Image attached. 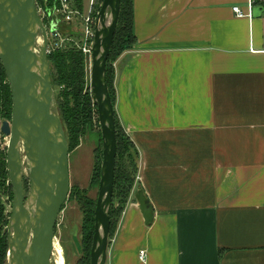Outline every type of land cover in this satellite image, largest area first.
<instances>
[{
    "label": "crops",
    "instance_id": "0c3cea01",
    "mask_svg": "<svg viewBox=\"0 0 264 264\" xmlns=\"http://www.w3.org/2000/svg\"><path fill=\"white\" fill-rule=\"evenodd\" d=\"M247 2L132 0L113 108L138 171L105 264H264V9L235 17Z\"/></svg>",
    "mask_w": 264,
    "mask_h": 264
},
{
    "label": "water",
    "instance_id": "95a60500",
    "mask_svg": "<svg viewBox=\"0 0 264 264\" xmlns=\"http://www.w3.org/2000/svg\"><path fill=\"white\" fill-rule=\"evenodd\" d=\"M120 0H103L91 47L90 94L102 137V163L94 212L90 264H105L116 160L115 110L105 79L118 23ZM56 25H52V31ZM78 37L84 40L83 34ZM47 37L35 0H0V63L12 97L11 119L2 121L7 138L9 184L13 191L7 223V264H49L55 223L70 190L68 148L55 108L47 61ZM23 178L29 183L25 196ZM135 200L143 222L152 223L146 196Z\"/></svg>",
    "mask_w": 264,
    "mask_h": 264
},
{
    "label": "trees",
    "instance_id": "16d2710c",
    "mask_svg": "<svg viewBox=\"0 0 264 264\" xmlns=\"http://www.w3.org/2000/svg\"><path fill=\"white\" fill-rule=\"evenodd\" d=\"M84 0H72L75 8L82 13ZM103 0H97L96 15L100 11ZM264 9V0L255 1ZM41 9L49 10L54 4V0H38ZM120 11L118 23L114 33V39L110 47V54L106 63L105 79L108 94L110 95L112 107L116 102L115 93V68L114 62L126 51L132 50L136 44V37L133 35V6L132 0H120ZM59 28L63 37L68 39L64 46L53 49L47 55V61L51 68L50 79L55 92V108L63 125L65 138L67 139L68 152L76 149L85 134L92 130L94 122L98 121L97 109L93 105L89 80L87 56L80 51L78 43L81 38L78 32L72 30L69 25H61ZM12 97L10 88L6 82L4 68L0 63V122L11 119ZM115 137H116V160L113 187V204L110 207L109 224L110 236H114L117 230L118 221L124 212V208L130 198V193L135 184V177L138 171V151L133 141L126 135L116 114H114ZM100 145L102 146L101 132L99 133ZM102 150L99 151L91 177V186L98 189L101 174ZM12 190L9 184L6 150L0 151V190ZM13 194V191H12ZM75 195L82 196L76 189ZM13 196V195H12ZM81 209L84 214L81 228L82 257L77 264H90V249L94 231V212L96 200L91 198H81ZM8 217L5 213L4 205L0 199V264H7V223Z\"/></svg>",
    "mask_w": 264,
    "mask_h": 264
},
{
    "label": "rangeland",
    "instance_id": "374dc122",
    "mask_svg": "<svg viewBox=\"0 0 264 264\" xmlns=\"http://www.w3.org/2000/svg\"><path fill=\"white\" fill-rule=\"evenodd\" d=\"M87 1L88 0L83 1V15H85L86 13ZM77 26L80 27L81 25L79 24ZM86 56L89 75L91 66L90 57L88 55ZM53 91L55 95L56 89L53 88ZM94 123V127L91 131L85 134V136L79 143V146L71 152H68L70 190L68 193V198L63 204L60 210L61 212L59 213L57 221L55 223L53 249L49 264H77L82 257L81 228L84 214L81 209V201L79 199H97V188L91 186V177L94 171V165L96 163V154H98V152H101L102 150L99 137L100 124L98 123V121H95ZM8 141L9 140L2 136V134L0 133V151L7 149ZM24 187L26 189L28 188L26 186ZM76 189H78V191L82 193V196L74 194V191ZM12 195V190H0V199L4 205L5 213L9 216L13 200ZM112 238L113 236L111 237L109 234V244L111 243Z\"/></svg>",
    "mask_w": 264,
    "mask_h": 264
},
{
    "label": "built area",
    "instance_id": "2783aa9c",
    "mask_svg": "<svg viewBox=\"0 0 264 264\" xmlns=\"http://www.w3.org/2000/svg\"><path fill=\"white\" fill-rule=\"evenodd\" d=\"M256 0H248L247 12H244L240 7H233L232 11L237 18H252V9L255 6ZM97 0H88L86 4V13L84 11L80 13L74 6L72 0H54V4L49 10L41 9V22L45 28L47 37V55L53 49H58L64 46L65 42L68 41L66 37L60 33L59 28L61 25H69L73 31L83 34L84 40L82 39L78 43V48L84 54L91 58V47L94 39V31L98 23L97 16L94 17L96 11ZM96 15V14H95ZM98 15V14H97ZM55 24L56 28L52 31V25ZM81 25L80 27L77 25ZM139 260L145 263V252H141Z\"/></svg>",
    "mask_w": 264,
    "mask_h": 264
},
{
    "label": "flooded vegetation",
    "instance_id": "af4514ba",
    "mask_svg": "<svg viewBox=\"0 0 264 264\" xmlns=\"http://www.w3.org/2000/svg\"><path fill=\"white\" fill-rule=\"evenodd\" d=\"M47 3V0H44V4H46ZM39 4H38V0H35V7H36V9H37V12H38V15H39V18H40V20H41V14H40V7L38 6ZM23 183H24V186H26V187H28L27 189L24 187V191H25V196L27 197V195H28V192H29V183L27 182V180H26V178H23V181H22ZM55 230V229H54ZM54 235V234H53ZM7 237H8V234H7Z\"/></svg>",
    "mask_w": 264,
    "mask_h": 264
}]
</instances>
